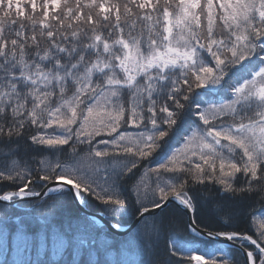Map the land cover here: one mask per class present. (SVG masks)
<instances>
[{
  "label": "snow or ice",
  "instance_id": "6c2138e0",
  "mask_svg": "<svg viewBox=\"0 0 264 264\" xmlns=\"http://www.w3.org/2000/svg\"><path fill=\"white\" fill-rule=\"evenodd\" d=\"M21 3L0 0V205L71 193L147 220L175 200L191 241L170 238L162 264H241L195 246L220 238L264 264V0ZM25 139L52 158L17 159ZM208 181L260 198L255 238L200 228L188 189ZM15 239L31 243L22 226Z\"/></svg>",
  "mask_w": 264,
  "mask_h": 264
},
{
  "label": "trees",
  "instance_id": "16d2710c",
  "mask_svg": "<svg viewBox=\"0 0 264 264\" xmlns=\"http://www.w3.org/2000/svg\"><path fill=\"white\" fill-rule=\"evenodd\" d=\"M61 2L63 3V0ZM219 2L220 0H214L217 11H219ZM40 3L41 0H37L38 6ZM25 5L27 0H22L21 7L26 13L30 12V5L27 7ZM56 10L54 7L49 9L50 13ZM220 30V22L217 21L216 31ZM203 99L217 102L221 97L209 94ZM194 119L196 118L188 117L183 128H188ZM194 128L195 126L192 125V129ZM190 131L191 129L187 134H190ZM184 134L182 130L181 135L171 142L172 148L181 146L176 141H182ZM99 139L100 137H97V140ZM12 147L17 149V159L33 165L35 160L40 158H52L50 153L38 152V146L32 145L30 140H21L18 146L14 144ZM161 159L157 157V161ZM152 166L155 167V163ZM237 176L239 177L240 174ZM0 187L4 186L0 185ZM188 192L194 197L197 205L195 217L201 227L213 231L235 230L253 235L255 238L248 213L252 209L260 208L259 197L251 194L247 197H242L240 194L233 195L224 191L222 185L212 181L203 185L192 184ZM84 204L91 210L102 211L106 217L121 225L130 224L137 216L128 213L113 217L106 211L104 205L94 198ZM4 205L8 207L5 209L0 205V264H149V262L162 264L168 260L166 249L170 247V238L191 241V233L185 231L188 225L187 215L175 204H170L163 211L148 216L147 220L143 219L129 234L122 236L83 216L71 193H55L42 199L24 201L18 205L5 203ZM233 210L235 216L232 215ZM5 216H7L6 222ZM146 221H148L147 225H145ZM21 226L24 235L31 238V243L23 249L18 247L15 239ZM195 246L205 253L222 249L225 255L239 259L243 264V257L240 256L238 249L220 242L214 241L207 246L198 243ZM185 264L189 262L186 260ZM190 264H194L193 261Z\"/></svg>",
  "mask_w": 264,
  "mask_h": 264
},
{
  "label": "water",
  "instance_id": "95a60500",
  "mask_svg": "<svg viewBox=\"0 0 264 264\" xmlns=\"http://www.w3.org/2000/svg\"><path fill=\"white\" fill-rule=\"evenodd\" d=\"M51 194H53V193H50V194H47V195H45V194L42 193L41 196L36 197V198H23V199L17 198L16 202H14V203H13V202H4V203H5V204H10V205H16V204H18V203L21 202V201L35 200V199H42V198H44V197H46V196H49V195H51ZM72 197H73V199H74V201H75V203H76V205H77V207H78L80 213H81L83 216H86V217H88L89 219H91V220H93V221H95V222H98V223H100V224L105 225V226L107 227L108 230H110V231H112L113 233L118 234V235H125V234H128V233H129L130 231H132V230H133V229H134V228H135V227L141 222V220L143 219V218H141V217L139 216V214H138V215L134 218V220H133L129 225H127V226H121V225H120L119 228H114L113 225L118 224V223H115V222H113L112 220L108 219V218L104 215V213H103L102 211H94V210H91V209H89L88 207H86V205H85L84 203H80V201H79L78 199L74 198L73 195H72ZM170 204H175V205H177L178 207H180V208L186 213V215H187L188 224L191 222V219H192V217H193V213H192L191 211L184 209V207H183L182 205H180L178 201L170 200V202L167 204V206L170 205ZM167 206H166V207H167ZM160 211H161V210H158V209H157V210H154L153 213L150 214V215H155V214L159 213ZM150 215H149V216H150ZM199 226H200V225H199ZM200 228H201L203 231H205V232H206V231H213V230H210V229H206V228H204V227H201V226H200ZM205 239H207V238L205 237ZM217 241L220 242V243H223V244H225V245H227V246L234 247V248H236V249L239 250V248H238V243L234 244L233 242L227 241V240H225L224 238H220V239L217 240Z\"/></svg>",
  "mask_w": 264,
  "mask_h": 264
},
{
  "label": "rangeland",
  "instance_id": "374dc122",
  "mask_svg": "<svg viewBox=\"0 0 264 264\" xmlns=\"http://www.w3.org/2000/svg\"><path fill=\"white\" fill-rule=\"evenodd\" d=\"M20 203H21V202H20ZM18 204H19V203H18ZM18 204H17V205H18ZM147 224H148V221L145 222V225H147ZM197 254H199V253H197ZM194 264H195V261H194Z\"/></svg>",
  "mask_w": 264,
  "mask_h": 264
},
{
  "label": "bare ground",
  "instance_id": "6f19581e",
  "mask_svg": "<svg viewBox=\"0 0 264 264\" xmlns=\"http://www.w3.org/2000/svg\"><path fill=\"white\" fill-rule=\"evenodd\" d=\"M137 215H138V214H137ZM130 232H131V231H130ZM130 232H129V233H130ZM129 233H128V234H129ZM125 235H127V234H125Z\"/></svg>",
  "mask_w": 264,
  "mask_h": 264
}]
</instances>
